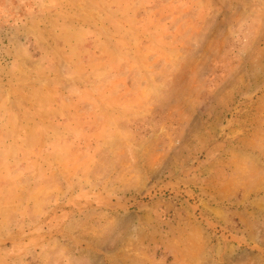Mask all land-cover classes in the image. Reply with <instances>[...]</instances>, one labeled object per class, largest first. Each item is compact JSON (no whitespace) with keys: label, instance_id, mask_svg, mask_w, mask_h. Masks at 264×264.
Returning a JSON list of instances; mask_svg holds the SVG:
<instances>
[{"label":"rangeland","instance_id":"rangeland-1","mask_svg":"<svg viewBox=\"0 0 264 264\" xmlns=\"http://www.w3.org/2000/svg\"><path fill=\"white\" fill-rule=\"evenodd\" d=\"M0 264H264V0H0Z\"/></svg>","mask_w":264,"mask_h":264}]
</instances>
